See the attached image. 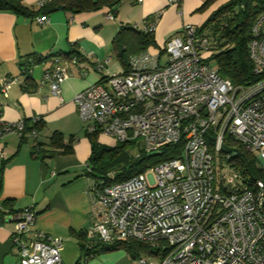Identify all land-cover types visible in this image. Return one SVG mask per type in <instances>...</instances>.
<instances>
[{
  "label": "built area",
  "instance_id": "2783aa9c",
  "mask_svg": "<svg viewBox=\"0 0 264 264\" xmlns=\"http://www.w3.org/2000/svg\"><path fill=\"white\" fill-rule=\"evenodd\" d=\"M251 35L249 58L259 78L246 86L220 76L205 58L215 47L209 29L186 24L167 38L163 52L134 54L127 71L75 94L86 134L106 135L113 146L135 142L136 156L138 147L151 154L180 144L176 157L127 179H91L88 247L93 240L138 241L148 250L134 258L137 264H264V11ZM69 62L77 64L78 57ZM69 76L56 57L41 82L59 95ZM15 79L2 78L0 92L5 95ZM23 130V120H0V140L8 132L21 137ZM242 152L253 159L248 172L238 166ZM3 154L0 148V161ZM11 218L17 264H63V240L30 229L32 207Z\"/></svg>",
  "mask_w": 264,
  "mask_h": 264
},
{
  "label": "crops",
  "instance_id": "0c3cea01",
  "mask_svg": "<svg viewBox=\"0 0 264 264\" xmlns=\"http://www.w3.org/2000/svg\"><path fill=\"white\" fill-rule=\"evenodd\" d=\"M45 1L21 0L32 10H38ZM204 1L180 0L175 5L168 0H119L113 18L106 17L108 6L78 13L58 8L46 14L44 22L36 20L42 14L28 17L0 9V80L16 78L5 95L0 92V120H23L27 129L24 139L17 132H8L0 140L4 152L0 161V208L6 201L11 206L0 221V264H17L11 216L25 207L35 212L30 229L60 237L63 264H76L81 254L77 233L87 231L92 223L89 184L94 177L86 174L91 146L73 98L102 77L125 71L114 54L112 41L121 25L142 30L154 21L153 38L161 47L170 35L180 33L183 25L201 26L204 19L200 22L196 10ZM224 2L217 0L215 8ZM75 50L82 58L72 65L67 54ZM147 50L155 52L157 48ZM56 57L62 58L70 72L59 95L49 94L47 85L41 82L43 71ZM25 60H36L27 74L20 71V63ZM98 65L102 67L97 69ZM54 132L61 133L64 142L74 137L72 151L49 155ZM95 255L85 264H137L123 249Z\"/></svg>",
  "mask_w": 264,
  "mask_h": 264
},
{
  "label": "trees",
  "instance_id": "16d2710c",
  "mask_svg": "<svg viewBox=\"0 0 264 264\" xmlns=\"http://www.w3.org/2000/svg\"><path fill=\"white\" fill-rule=\"evenodd\" d=\"M214 1L216 0H206L199 9H203L205 5ZM118 3L119 0H47L38 7V10H32L25 6L21 0H0V9H11L17 14L28 17H34L37 14L46 17V14L58 8L78 13L95 11L108 6L110 14L114 17ZM262 11H264V0H228L217 6L207 21L198 26L200 30L208 28L214 36V50H218V53L214 55V59L217 61V72L220 76L228 78L232 84L246 86L256 82L259 78L252 71L253 64L249 58V42L252 38V27ZM152 23L155 22L152 21ZM147 25L145 29L138 30L135 25L123 24L112 40L114 54H116L120 64L124 66L125 71L129 69L128 62L134 54L141 53L149 47H155L157 51L163 52L162 46L157 47L153 33ZM67 56L70 59L72 56H76L78 61L82 58V55L76 50L67 54ZM36 60H25L20 63V71L27 74L30 66ZM101 79L103 81L105 77ZM25 80H28V78ZM26 130H23V134L26 133ZM21 137L24 139V135ZM86 137L91 146L90 156L86 161L88 165L86 174L94 178L104 177L107 183L124 180L134 174H139L158 161L176 157L180 150V144H175L163 147L161 153L147 154L138 147L139 155L136 156L131 152L135 147V142L117 143L109 147L99 142L96 133L86 134ZM73 142V136H70L67 142H64L62 134L54 132L49 140V146L51 147L47 151H49V155L56 151L70 152L72 151ZM39 146L40 144L36 145V147ZM240 155L243 162L239 161L238 166L246 172L250 171L253 162L252 157L246 152H242ZM111 171L114 172V176L109 175ZM1 206L0 221L5 219L7 213L11 211L9 201L4 202ZM77 237L80 239L81 254L76 264H85L91 255L100 251L123 249L130 258H135L140 252L148 250L144 244L135 240L119 241L113 244H103L100 241L93 240L91 246L88 247L89 239H87L86 231L77 233Z\"/></svg>",
  "mask_w": 264,
  "mask_h": 264
},
{
  "label": "rangeland",
  "instance_id": "374dc122",
  "mask_svg": "<svg viewBox=\"0 0 264 264\" xmlns=\"http://www.w3.org/2000/svg\"><path fill=\"white\" fill-rule=\"evenodd\" d=\"M206 1V0H205ZM205 1H204V3H205ZM217 1V0H216ZM216 1H214V2H210V3H208L207 5H205V7L203 8V9H197L196 10V12H198L199 13V16H200V22L204 19V22H206L207 21V19L209 18V16L213 13V11L216 9L215 7V3H216ZM224 1H228V0H224ZM203 3V4H204ZM202 4V5H203ZM203 22V23H204ZM198 24H200V23H198ZM196 26H200V25H197V24H195ZM218 53V50H211V51H208L207 53H205V58L206 59H209V61L211 62V64L213 65V66H215L216 67V64H217V61H215V59H214V55L215 54H217ZM165 59H166V55H162V57H161V61L162 62H164L165 61ZM99 137H101V139L100 140H102L100 143H103V144H105V145H107V146H109V147H112L113 146V143H114V141H113V139L112 138H110V137H108V136H106V135H101V136H99ZM135 149V147L133 148V150ZM133 150L131 151L132 153H133ZM110 174L109 175H113V171H111V172H109ZM256 175H258V172H256ZM114 176V175H113ZM100 252H102V251H100ZM100 252H96L95 254V256H97ZM92 257L91 258H88L87 259V261H92ZM65 264H67V263H65Z\"/></svg>",
  "mask_w": 264,
  "mask_h": 264
}]
</instances>
